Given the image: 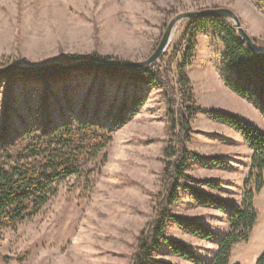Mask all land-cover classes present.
<instances>
[{
	"label": "rangeland",
	"instance_id": "rangeland-1",
	"mask_svg": "<svg viewBox=\"0 0 264 264\" xmlns=\"http://www.w3.org/2000/svg\"><path fill=\"white\" fill-rule=\"evenodd\" d=\"M220 8L233 11L264 50V7L258 0H0V68L77 62L94 55L117 61L109 63L144 62L175 17ZM187 24H180L170 46ZM196 45L190 68L195 102L201 108L228 112L203 94L199 77L200 64H222L225 50L211 31L200 34ZM180 62L169 67L168 79L173 83L178 81ZM138 97L145 102L132 120L114 132L101 175L96 171L88 185L74 177L59 181L57 196L39 215L14 229H0V259L10 258L9 264H133L138 240L156 217L163 189V152L170 139L164 93L155 84L78 70L47 86L20 80L10 88L0 81V134L7 130L12 147L22 144L27 129L41 134L82 120L111 127L121 106ZM192 129L187 147L206 161L190 160L186 174L220 183L215 177L222 176V170L205 169L206 164L211 157L219 158L226 164L221 169L229 168L232 159L221 155L235 144L228 143L225 127L204 112L197 115ZM190 185L201 191L205 186ZM179 194L172 215L195 216L190 194L183 190ZM255 207L259 220L250 241L241 245V252L237 249V263L256 264L264 251V189ZM171 225L166 226V238L176 233ZM174 256L162 243L153 259L156 264H172Z\"/></svg>",
	"mask_w": 264,
	"mask_h": 264
},
{
	"label": "trees",
	"instance_id": "trees-1",
	"mask_svg": "<svg viewBox=\"0 0 264 264\" xmlns=\"http://www.w3.org/2000/svg\"><path fill=\"white\" fill-rule=\"evenodd\" d=\"M264 7V0H258ZM211 31L222 44L225 55L222 60L224 83L235 94L254 103L264 115V57H256L240 41L235 27L221 18L189 20L178 41L168 48L154 66L138 73H116L95 68L78 71L95 72L112 79L127 78L134 83L157 85L164 93L167 105L170 139L163 152V189L158 195L156 217L146 233L138 240V251L133 264H156L153 254L161 250L164 243L173 254L194 262L202 263L194 252L183 243L165 237L168 222L181 227L185 232L205 240H219V250L209 264H231L234 249L247 244L259 220L255 199L264 189V131L241 118L217 109L198 107L188 70L195 60L196 41L200 34ZM185 45L181 58L179 55ZM101 62H117L105 56H91ZM180 59L177 67V83L169 78V67ZM66 64L72 61H64ZM73 71L59 72H14L0 76L10 88L20 80L50 82L66 80ZM145 100L135 98L130 105L123 104L111 120L112 126L98 121H79L76 125L66 124L56 130L45 129L41 134L27 129L22 144L12 147L5 128L0 134V229H14L17 225L39 215L57 196L58 182L76 178L89 184V178L96 171L101 175L108 162L107 149L113 142L114 132L126 125L140 111ZM200 112L213 121L238 131L253 149L252 169L245 183L242 206L212 197L191 183L219 188L220 183L212 180L199 181L186 174L190 160L205 162L202 157L190 151L187 144L194 133L192 125ZM4 126L9 114L5 111ZM8 148V149H7ZM210 163L220 167L226 164L219 158H210ZM189 193L201 207L217 208L228 213L230 231L220 237L202 223L172 215L171 208L180 200L179 191ZM10 258L0 259V264H9ZM256 264H264V251Z\"/></svg>",
	"mask_w": 264,
	"mask_h": 264
},
{
	"label": "crops",
	"instance_id": "crops-1",
	"mask_svg": "<svg viewBox=\"0 0 264 264\" xmlns=\"http://www.w3.org/2000/svg\"><path fill=\"white\" fill-rule=\"evenodd\" d=\"M199 69V77L201 79L200 86L202 87L203 94L209 96L212 101L222 106L224 110H227L231 114H236L242 120L264 131V115L254 103H250L238 96L226 86L223 78L224 68L221 63L214 65L211 62L209 64L202 62ZM188 75L190 78V69ZM191 81L193 87H195L194 81L192 79ZM216 124L225 127L226 134L230 135L228 143L235 144L230 147L232 150L229 152L226 151L223 154L221 153V157H225L224 160L227 157L232 159V165L227 169H221V167L215 164H206L207 166L205 169L222 170L220 172L223 173V175L215 177V179L221 180L219 188L203 186V191L207 195L231 201L238 207H241L245 183L252 169V156L254 151L238 131L219 122H216ZM189 199L192 207L197 212L195 216L187 217L188 219L202 223L220 237L226 235L230 231L228 223L229 215L227 212L217 208L201 207L194 201L192 196ZM170 223H172L173 226ZM168 224L171 225L173 230H176V233L171 234L170 238H168L179 241L189 247L196 257L202 261V263L194 262L175 255V260L172 264H209L215 258L219 250V240H205L185 232L181 227L171 221L168 222L167 225ZM237 249L241 252V245L234 249L231 264H233V262H236L235 264H241L240 262L237 263L239 260L234 261Z\"/></svg>",
	"mask_w": 264,
	"mask_h": 264
},
{
	"label": "water",
	"instance_id": "water-1",
	"mask_svg": "<svg viewBox=\"0 0 264 264\" xmlns=\"http://www.w3.org/2000/svg\"><path fill=\"white\" fill-rule=\"evenodd\" d=\"M201 18H221L225 20L232 21L236 33L239 36L241 42H243L246 47L251 50L256 57H264V50H261L256 41L248 32L242 27L241 21L238 16L231 10L220 8V9H209L200 12H190L185 14H180L175 17L168 25L163 37L160 41L159 46L155 52L144 62L139 63H109L101 62L92 59L80 60L72 63H51L41 66H27V65H11L7 67L0 68V76H5L14 72H29V73H40V72H59V71H76L84 68H95L104 71H111L116 73H138L142 72L156 63L160 62V59L166 53L172 40L178 30L180 24L184 21H189L193 19Z\"/></svg>",
	"mask_w": 264,
	"mask_h": 264
}]
</instances>
